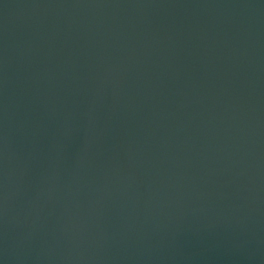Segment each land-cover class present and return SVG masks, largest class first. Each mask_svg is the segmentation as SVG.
Wrapping results in <instances>:
<instances>
[{"label":"water","instance_id":"1","mask_svg":"<svg viewBox=\"0 0 264 264\" xmlns=\"http://www.w3.org/2000/svg\"><path fill=\"white\" fill-rule=\"evenodd\" d=\"M0 56L143 264H264V0H0Z\"/></svg>","mask_w":264,"mask_h":264}]
</instances>
